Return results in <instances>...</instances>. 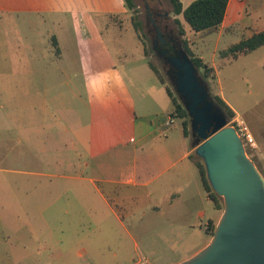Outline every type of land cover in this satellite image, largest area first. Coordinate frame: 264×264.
Wrapping results in <instances>:
<instances>
[{
	"label": "rangeland",
	"instance_id": "374dc122",
	"mask_svg": "<svg viewBox=\"0 0 264 264\" xmlns=\"http://www.w3.org/2000/svg\"><path fill=\"white\" fill-rule=\"evenodd\" d=\"M134 1V10L125 6L124 13L110 18L101 12L80 14L75 23L69 14L68 22L54 23L46 10L50 0H0V264H135L145 257L151 261L142 264H169L190 258L210 242L212 237L205 231L207 220L202 227L178 237L135 234L139 247L112 215L100 220L99 227L89 228V214L95 210L93 200L87 205L86 197L97 198L90 191L82 197L76 185V177L83 174L82 165L92 159L76 134V121L93 122L104 112L94 92L96 81L91 73H84L82 60H76L77 39L99 31L103 34L110 47L109 57L126 75L135 95L137 114L161 111L147 94L152 85L161 82L173 90L152 49L144 5L147 0ZM161 1L180 39L187 40L194 55L214 67L215 76L207 79L212 96L222 94L241 114L254 138L264 137V45L237 59L223 54L243 37L264 29V0H235V28L225 29L235 31L207 35L191 30L183 15L173 12L171 0ZM181 1L189 4V0ZM36 8L40 12H35ZM175 18L180 20L184 35L179 33ZM136 20L142 24L139 29ZM58 28L72 42L63 58L55 54L52 45ZM150 62L159 74L150 68ZM203 70L199 68L204 78ZM174 118V126L182 127L183 119ZM189 131L193 142L191 125ZM245 148L264 175V160L248 143ZM193 149L194 157L202 160ZM51 190L52 208L48 204ZM114 205L123 216L120 205ZM65 209L85 215L87 226L80 233L67 227L59 229L66 222L62 220ZM49 212L57 217L45 220ZM3 215L10 217L6 223ZM124 222L131 228L126 217Z\"/></svg>",
	"mask_w": 264,
	"mask_h": 264
},
{
	"label": "crops",
	"instance_id": "0c3cea01",
	"mask_svg": "<svg viewBox=\"0 0 264 264\" xmlns=\"http://www.w3.org/2000/svg\"><path fill=\"white\" fill-rule=\"evenodd\" d=\"M192 1L189 0V4ZM49 5L46 10L53 15L54 23H63V19L68 22L71 16L69 14H72L71 19L76 23L75 16L80 14L101 12L109 14L110 18L126 11L125 4L122 6L119 0H50ZM237 8V2L230 0L225 18L218 27L195 32L203 35L214 31L233 33L235 29H225L235 28L233 22ZM35 12L40 11L36 8ZM227 20L232 23H227ZM69 42L71 41L58 28V33L52 37V45L59 58L68 56ZM75 47L76 60H82L84 73H91L89 76L96 81L94 92L104 112L103 116L93 122H86L81 118L76 121V134L92 157L82 165L83 174L76 177V185L82 197H86L90 191L94 198H97L86 197L87 205H91L93 200L95 210L89 214V228L99 227L100 220L112 215L129 232L136 247H139V243L134 238L135 234L146 235L155 232L162 237H178L202 227L204 220H207L205 231L209 233L208 226L218 223L222 210L215 206L205 188L190 138L185 135L183 126H174L171 98L165 85L159 81L161 85L154 84L147 92L159 104L161 111L154 115L137 114L134 110V104L137 102L135 95L125 81L126 75L119 70L114 59L109 57L110 47L103 34L99 31L96 35L77 39ZM100 69L106 70L98 71ZM130 83L134 84V80ZM216 94L235 110L222 94ZM235 112V118L242 119L241 114L236 110ZM131 113H134V116ZM171 118L174 122L168 123ZM255 141V154L262 161L264 137H255ZM52 187L50 183V188ZM114 203L120 205L123 216L117 211ZM48 204L52 208V190ZM100 205L105 207L106 213L101 211ZM64 214L62 220L66 222L59 227L60 230L68 228L74 230V233H80L87 226L86 217L82 213H71L69 209H65ZM56 217L49 212L45 215V220H53ZM124 217L131 222V228L125 224ZM1 218L6 223L10 217L3 215ZM17 219H20V216ZM165 240L168 242V238ZM115 255L117 256V253ZM182 260L171 261L169 264H178ZM150 261L145 257L143 262L135 264Z\"/></svg>",
	"mask_w": 264,
	"mask_h": 264
},
{
	"label": "water",
	"instance_id": "95a60500",
	"mask_svg": "<svg viewBox=\"0 0 264 264\" xmlns=\"http://www.w3.org/2000/svg\"><path fill=\"white\" fill-rule=\"evenodd\" d=\"M178 54L171 85L189 114L195 153L224 205L210 242L178 264H264V175L187 50Z\"/></svg>",
	"mask_w": 264,
	"mask_h": 264
},
{
	"label": "trees",
	"instance_id": "16d2710c",
	"mask_svg": "<svg viewBox=\"0 0 264 264\" xmlns=\"http://www.w3.org/2000/svg\"><path fill=\"white\" fill-rule=\"evenodd\" d=\"M230 0H193L189 5L186 7L183 6L181 0H171L173 4V12L176 15L182 14L186 22L190 25V27L196 31H204L210 28L218 27L224 20L228 4ZM125 6L130 9L134 10L136 8V3L134 0H124ZM175 21L179 24V33L181 35L185 34V30L180 23L178 18H175ZM137 29L141 27L140 20H136L135 23ZM184 48L189 53L191 59L194 61L195 65L198 68H203L204 79L207 80L209 76H215L214 69L211 67L206 61H204L200 56L194 55V52L189 47L187 40L183 39ZM264 45V29L253 33L251 36L247 38H243L237 43L232 44L231 46L224 51L223 54L229 55L233 59H237L239 56L243 54L251 53L261 46ZM150 67L154 70L155 73L159 74V69L153 64L149 63ZM211 73V74H210ZM167 92L171 98V115L174 117L182 118L183 119V129L186 136L190 134L189 126H190V117L189 114L180 101L179 97L175 93L174 90L166 87ZM215 101L223 108L225 111L228 121H232L235 116V110L218 94L213 95ZM248 153V152H247ZM194 155V154H193ZM254 160V159H253ZM202 179L205 185V188L209 192L211 199L213 200L215 206L218 209L224 208L222 197L217 195L213 190L206 172V167L203 160H197L196 162ZM215 224L211 223L207 230L211 234L214 233Z\"/></svg>",
	"mask_w": 264,
	"mask_h": 264
},
{
	"label": "flooded vegetation",
	"instance_id": "af4514ba",
	"mask_svg": "<svg viewBox=\"0 0 264 264\" xmlns=\"http://www.w3.org/2000/svg\"><path fill=\"white\" fill-rule=\"evenodd\" d=\"M144 5L150 26L148 31L152 35V49L161 61L168 79L172 81L177 69L174 57L184 48L183 41L169 18V12L162 7L161 0H147Z\"/></svg>",
	"mask_w": 264,
	"mask_h": 264
},
{
	"label": "built area",
	"instance_id": "2783aa9c",
	"mask_svg": "<svg viewBox=\"0 0 264 264\" xmlns=\"http://www.w3.org/2000/svg\"><path fill=\"white\" fill-rule=\"evenodd\" d=\"M173 122H174V119L171 118L168 123H173ZM231 123H232V126L236 128L237 133L242 138L244 144L248 143L249 145L254 147L256 144L255 138L252 132L249 130L246 123L244 122V120L236 117L232 120Z\"/></svg>",
	"mask_w": 264,
	"mask_h": 264
}]
</instances>
